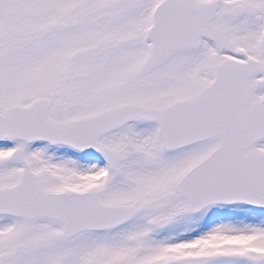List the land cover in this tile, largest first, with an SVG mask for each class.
Masks as SVG:
<instances>
[{"label": "snow or ice", "instance_id": "obj_1", "mask_svg": "<svg viewBox=\"0 0 264 264\" xmlns=\"http://www.w3.org/2000/svg\"><path fill=\"white\" fill-rule=\"evenodd\" d=\"M0 264H264V0H0Z\"/></svg>", "mask_w": 264, "mask_h": 264}]
</instances>
